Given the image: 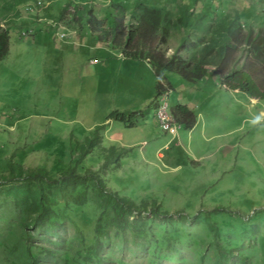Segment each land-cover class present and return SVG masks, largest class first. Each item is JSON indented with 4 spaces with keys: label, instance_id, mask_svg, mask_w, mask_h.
I'll return each instance as SVG.
<instances>
[{
    "label": "rangeland",
    "instance_id": "rangeland-1",
    "mask_svg": "<svg viewBox=\"0 0 264 264\" xmlns=\"http://www.w3.org/2000/svg\"><path fill=\"white\" fill-rule=\"evenodd\" d=\"M22 1L0 0L10 37L0 63V170L13 156L57 176L78 158L75 141L103 125L102 146L125 148L104 168L107 186L148 208L121 228L97 188H78L53 197L57 215L42 225L35 195L16 197L0 181V264H31V254L47 264H264V98L231 92L215 75L192 84L168 74L169 112L187 106L197 122L191 131L164 127L152 65L100 40L113 18L128 25L135 0ZM184 3L217 19L236 13L245 31L264 28V0H149L174 12ZM62 11L63 20L50 17ZM53 20L63 28L45 24ZM115 111L124 122L107 121ZM92 159L85 165L100 167ZM98 218L104 234L87 254Z\"/></svg>",
    "mask_w": 264,
    "mask_h": 264
},
{
    "label": "trees",
    "instance_id": "trees-1",
    "mask_svg": "<svg viewBox=\"0 0 264 264\" xmlns=\"http://www.w3.org/2000/svg\"><path fill=\"white\" fill-rule=\"evenodd\" d=\"M25 1L19 4L22 5ZM65 14L64 11L58 16L50 13V17L63 20ZM215 15L217 12L211 9L198 12L186 3L174 12L159 5H150L149 0H135V5L129 12L128 25L119 24L113 18V26L106 31L105 39L98 38L111 44L125 59H142L152 65L159 98L173 90L167 79L168 74L178 75L192 84L202 81L208 75H215L222 87L231 92H240L250 100L264 98V28L256 30L250 26L245 31L236 13H225L219 19ZM39 18L40 16L36 15L37 22ZM53 22L56 23L55 26L48 24L51 28H63L61 22L56 20ZM12 27L19 26L15 24ZM86 27L92 34L90 25L86 24ZM7 28H2L0 24V63L9 53L10 37ZM170 49L172 52L168 54ZM171 113L179 127L188 131L195 127L196 115L187 106L177 105L171 108ZM124 117L121 111H115L110 114L107 121L115 120L122 123L125 121ZM130 125L135 124L131 122ZM103 127L96 126L84 141H75L79 151L78 158H74L59 175H52L45 166L24 167L10 156L5 167L0 170L2 173L0 181L8 184L9 190L13 191L16 197L26 190L35 195L37 204L35 219L42 225L52 222L57 215L54 208L55 195H66L78 188H83L86 192L88 188L93 190L97 188L104 202L112 207L113 215L110 222L125 228V222H129L131 216L136 214L137 218L142 217L148 208V202L142 201L137 204L131 198L121 196L107 186L108 171L104 168L117 164L125 148L102 146L103 136L100 132ZM75 137L72 136L73 139ZM89 158H93L92 162H99L101 168L85 165ZM154 209H158V205H155ZM102 234L104 228L99 221L95 227L93 245L87 254H95L91 250L99 247V237ZM31 237L32 234L28 232L30 246H33ZM219 249L220 258H227L226 251L221 246ZM31 256L33 258L31 264H47L41 263L32 254Z\"/></svg>",
    "mask_w": 264,
    "mask_h": 264
},
{
    "label": "built area",
    "instance_id": "built-area-1",
    "mask_svg": "<svg viewBox=\"0 0 264 264\" xmlns=\"http://www.w3.org/2000/svg\"><path fill=\"white\" fill-rule=\"evenodd\" d=\"M167 96L164 95L159 103V107L157 109V117L159 123L164 127H170L171 124L174 123V118L171 114L168 113V102Z\"/></svg>",
    "mask_w": 264,
    "mask_h": 264
},
{
    "label": "crops",
    "instance_id": "crops-1",
    "mask_svg": "<svg viewBox=\"0 0 264 264\" xmlns=\"http://www.w3.org/2000/svg\"><path fill=\"white\" fill-rule=\"evenodd\" d=\"M39 20H42V19H39ZM39 20H38V21H39ZM36 21H37V20H36ZM41 22H42V21H39L38 23H41ZM45 24H47V25H48V23H47V22H46ZM157 103H158V102H157ZM157 103H156V105H157V107H158V104H157ZM156 114H157V113H156ZM158 122H159V121H158ZM159 156H160V157H162V153H159Z\"/></svg>",
    "mask_w": 264,
    "mask_h": 264
},
{
    "label": "bare ground",
    "instance_id": "bare-ground-1",
    "mask_svg": "<svg viewBox=\"0 0 264 264\" xmlns=\"http://www.w3.org/2000/svg\"><path fill=\"white\" fill-rule=\"evenodd\" d=\"M37 3H38V4H41L40 1H37ZM30 32H31V31H30ZM26 34H27V33H26ZM164 95H165V94H164ZM164 95H163V96H164ZM163 96H162V97H163ZM168 113L171 114V113L169 112V104H168Z\"/></svg>",
    "mask_w": 264,
    "mask_h": 264
},
{
    "label": "clouds",
    "instance_id": "clouds-1",
    "mask_svg": "<svg viewBox=\"0 0 264 264\" xmlns=\"http://www.w3.org/2000/svg\"><path fill=\"white\" fill-rule=\"evenodd\" d=\"M49 3V2H48ZM49 5V4H48ZM162 98V97H161ZM170 113H171V109H170ZM171 115H172V113H171ZM173 116V115H172ZM173 118H174V116H173ZM159 121V120H158ZM174 121H175V118H174ZM160 124V123H159ZM173 126H174V124H172Z\"/></svg>",
    "mask_w": 264,
    "mask_h": 264
}]
</instances>
